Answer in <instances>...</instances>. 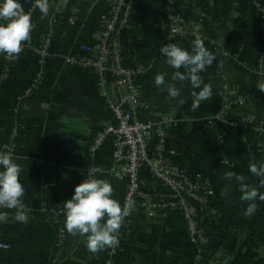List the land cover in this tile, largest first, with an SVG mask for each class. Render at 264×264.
I'll list each match as a JSON object with an SVG mask.
<instances>
[{"label":"crops","instance_id":"0c3cea01","mask_svg":"<svg viewBox=\"0 0 264 264\" xmlns=\"http://www.w3.org/2000/svg\"><path fill=\"white\" fill-rule=\"evenodd\" d=\"M259 1L264 5V0ZM21 2L26 10L30 0ZM108 2L80 0L77 12L70 9L59 14L46 80L30 97L23 98L38 71L30 53H20L9 79L2 84L0 146L8 145L11 132L18 130L17 163L23 169L20 176L25 188L23 200L32 211L29 223L22 224L14 220V210H9V222L3 232L12 247L1 254L0 264H45L50 258L52 228L43 208L63 204L72 197L75 186L84 178L89 144L111 119L90 73L65 66L58 58L59 51L74 53L79 44L92 39ZM175 4L186 16L192 15L195 8L209 14L207 31L212 42H203L216 59L201 75L205 83L212 85V97L201 102L193 112V90L187 81L181 87V95L187 101L182 106L155 85V76L165 73L166 81L181 86V82L172 79L175 69L167 65L159 53V49L168 43L167 28L162 21L163 0H136L132 31L125 38L126 58L146 69L142 82L148 109L142 112L143 117L153 118L164 111H170L174 116L176 124L168 128L170 157L191 175L203 173L213 185L214 204L220 214L216 220L205 219L208 237L204 246L210 260L223 264L233 256L240 237L239 230L233 227L252 217L243 214L248 202L240 199L238 184L234 179L226 180L225 173L233 171L245 176L246 183L264 193V188L259 187L261 178L249 171L251 164L259 165L264 160V134L259 131L264 130V95L258 96L249 107L236 106L234 109L236 119L249 110L255 115L253 130L225 126L209 130L205 120L215 114L219 105V77H225L239 94H250L258 86L264 87V76L256 71L257 65L264 71V58H261L264 33L252 0H175ZM233 11L238 15H230ZM70 17L72 23L68 21ZM37 35L39 31L34 27L30 41L25 43L34 42ZM191 44L192 41L182 47L190 49ZM108 94L111 96L112 93ZM97 159L99 167L109 166L112 163L110 148L101 150ZM100 178L112 184L113 197L122 203L125 183ZM143 180L146 188L153 185L147 175ZM229 183V194L221 196V190ZM256 203L259 212L264 208V201L257 200ZM121 234L123 250L118 254L116 264H191L193 260L185 223L176 213L156 217L135 211ZM71 236L64 264H87L86 236ZM218 251L221 253L216 257ZM106 252L107 247L92 254L102 262Z\"/></svg>","mask_w":264,"mask_h":264},{"label":"built area","instance_id":"2783aa9c","mask_svg":"<svg viewBox=\"0 0 264 264\" xmlns=\"http://www.w3.org/2000/svg\"><path fill=\"white\" fill-rule=\"evenodd\" d=\"M80 0H49L53 9L46 14L34 7V0L25 11L32 12V22L39 35L32 43H22L21 53H30L38 67L37 74L24 94L30 97L33 91L46 80L49 60L57 37L58 16L67 10L77 12ZM259 13L260 29L264 33V5L259 0H252ZM136 0H109L105 14L100 17L92 39L79 44L77 51L65 54L58 52V58L68 67L86 70L93 77L99 96L106 104L111 119L91 140L87 153V166L84 172H93L96 178L106 177L125 183L121 205L125 201L134 203V211L124 220L115 243L107 247L103 264H116L118 254L123 250L121 229L135 211L146 215L161 216L169 212L179 215L186 228V235L193 249L191 264H206L211 260L206 256L205 243L208 231L204 227L205 219L216 220L219 210L214 204L213 185L203 173L189 174L177 161L172 159L167 148L168 128L176 124L170 111L159 112L153 118H144L142 112L148 109L144 101V85L142 79L146 69L126 58V36H130L132 17ZM162 21L167 28L168 43L182 46L200 36L203 41L212 42L208 37L209 14L201 9H193V14L186 16L178 10L175 0H163ZM73 22V20H68ZM17 57L0 54L2 70L0 72V89L9 79L12 66ZM264 58V51L261 54ZM259 74L264 71L257 65ZM219 105L211 117L205 120L206 128L218 130L221 126L241 130H253L256 117L247 113L234 118V109L250 105L258 96L264 95V88L258 86L255 92L239 94L233 90L225 77L218 78ZM123 91V93H121ZM108 92H111L109 96ZM22 98V99H23ZM264 134V130H259ZM18 130L10 134L8 146L12 156L18 162L19 138ZM109 147L112 163L101 168L97 156L101 150ZM264 163V160L263 162ZM147 175L153 185L145 187L144 176ZM21 179V178H20ZM82 180V181H83ZM0 212L9 209L0 208ZM43 214L49 218L52 228V255L45 264H64L72 239L65 227V210L63 204L55 203L43 208ZM9 222L0 223V256L11 250L12 245L5 240L4 227ZM220 251L215 256H220ZM215 257V258H216ZM217 260V259H216ZM224 264V263H223Z\"/></svg>","mask_w":264,"mask_h":264},{"label":"clouds","instance_id":"9594fccd","mask_svg":"<svg viewBox=\"0 0 264 264\" xmlns=\"http://www.w3.org/2000/svg\"><path fill=\"white\" fill-rule=\"evenodd\" d=\"M34 7L46 14L49 0H34ZM230 15L235 17L238 13L233 11ZM33 28L32 12L25 11L21 0H0V54L17 57L23 51L22 42L30 41ZM159 53L167 65L175 69L172 79L181 82V86L177 87L166 81L165 73L155 76V85L166 91L170 99H174L181 106L187 102L181 95V87L185 81L193 90V112L199 108L201 102L212 97V85L205 83L201 73L213 64L216 57L200 36L192 41L190 49L176 43H167L159 49ZM22 170L9 146H0V208L14 210V220L27 224L32 210L23 200L25 188L20 180ZM98 170L87 172L85 179L75 186L72 197L63 203L66 231L73 236H86L85 246L93 254L115 243L124 220L134 211L133 202L125 201L122 206L113 197L114 189L109 181L93 176V172ZM249 171L261 178L259 187L264 188V163L251 164ZM224 178L236 181L241 193L240 199L248 202L243 214L246 217L253 216L258 209L256 201H264V193L246 183V177L236 172L229 171ZM230 189L229 183L221 190V196H227ZM7 218L8 213L0 212V223Z\"/></svg>","mask_w":264,"mask_h":264},{"label":"trees","instance_id":"16d2710c","mask_svg":"<svg viewBox=\"0 0 264 264\" xmlns=\"http://www.w3.org/2000/svg\"><path fill=\"white\" fill-rule=\"evenodd\" d=\"M233 228L239 230L240 237L233 258L227 264H264V208L246 223L237 224ZM85 260L87 264H103L88 251ZM206 264H216V262L211 260Z\"/></svg>","mask_w":264,"mask_h":264},{"label":"water","instance_id":"95a60500","mask_svg":"<svg viewBox=\"0 0 264 264\" xmlns=\"http://www.w3.org/2000/svg\"><path fill=\"white\" fill-rule=\"evenodd\" d=\"M232 258H233V257L228 258L227 261H226L224 264H227V262H228L229 260H231Z\"/></svg>","mask_w":264,"mask_h":264}]
</instances>
